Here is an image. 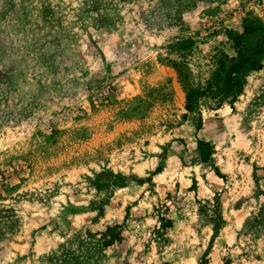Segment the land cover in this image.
Here are the masks:
<instances>
[{"label":"rangeland","instance_id":"1","mask_svg":"<svg viewBox=\"0 0 264 264\" xmlns=\"http://www.w3.org/2000/svg\"><path fill=\"white\" fill-rule=\"evenodd\" d=\"M244 19L264 0H0V264H264V57L185 109Z\"/></svg>","mask_w":264,"mask_h":264},{"label":"trees","instance_id":"2","mask_svg":"<svg viewBox=\"0 0 264 264\" xmlns=\"http://www.w3.org/2000/svg\"><path fill=\"white\" fill-rule=\"evenodd\" d=\"M259 31L261 33L256 44L246 48L243 44L244 36ZM233 55L217 49L212 57V70L203 84H189L185 95V109L188 113L197 114L196 128L200 129L202 115L200 107L203 103H209L208 110H218L225 103L232 105L244 92L248 85L249 76L263 66L264 57V27L254 21L243 20L242 32L236 33L228 30L226 33ZM193 40L185 38L178 40L176 48L181 56L186 55L187 50L193 46ZM178 68H180L178 66ZM183 76L181 69L178 70ZM198 149L203 161H207L211 154V146L207 141L198 140Z\"/></svg>","mask_w":264,"mask_h":264}]
</instances>
